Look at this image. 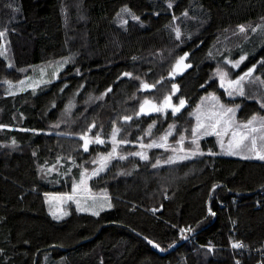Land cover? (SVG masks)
I'll use <instances>...</instances> for the list:
<instances>
[{
	"label": "trees",
	"instance_id": "16d2710c",
	"mask_svg": "<svg viewBox=\"0 0 264 264\" xmlns=\"http://www.w3.org/2000/svg\"><path fill=\"white\" fill-rule=\"evenodd\" d=\"M257 30L264 0H0L13 63L0 54V160L29 153L37 177L31 189L0 171V264H264V160L221 154L213 136L182 161L163 163V147L132 155L171 122L172 139L192 144L187 108L221 92L214 60L247 55L236 73L264 64ZM58 61L51 81L7 92L6 80ZM144 94L190 103L137 115ZM258 111L244 101L240 117ZM116 129L123 155L90 180L112 207L54 217L46 198L72 192L112 149L96 138Z\"/></svg>",
	"mask_w": 264,
	"mask_h": 264
},
{
	"label": "rangeland",
	"instance_id": "374dc122",
	"mask_svg": "<svg viewBox=\"0 0 264 264\" xmlns=\"http://www.w3.org/2000/svg\"><path fill=\"white\" fill-rule=\"evenodd\" d=\"M256 29L257 27L255 30ZM263 37L264 31L258 32L257 30V37L255 38L262 39ZM0 54L3 55L7 59L9 65L12 66L13 63L9 49L1 45ZM241 57H244L242 61ZM246 59L247 55L244 54L235 59L226 57L223 60H214L213 75L220 85L221 92H216L214 90L204 92L199 96L192 107H186V114L193 117L190 139L193 141L194 136L198 137V150L194 143L187 145V143H185L186 138L183 139L182 144L179 143L181 138L176 141L172 139V133L176 127V123L174 122H171L166 127L158 136L159 138L156 139L155 137L149 141L148 144L163 145V148L170 149L171 153L166 161L171 159L173 162H176L192 158L199 154L201 151V140L213 136L218 142L219 153L221 154L260 159L259 156L264 155V64L258 66V69L250 68L253 69L251 76L245 77L239 85L229 83L230 81L238 80L248 72L249 69L236 73ZM238 61L241 62L237 67L235 65ZM63 66L64 64L60 61L47 62L35 66L30 73L20 79L6 80V90L8 93L13 94L27 89L37 88L39 85L51 81L54 76L64 68ZM174 72L176 74V71L171 73ZM145 84L149 85V83H144V85ZM175 88L178 90L179 87L176 86ZM143 89L145 88L143 87ZM241 91L243 94H241ZM229 93H231V95ZM145 100L162 105V102L157 103L156 100H153L151 94H144L140 106L144 104ZM181 100L185 101L186 99ZM249 100L258 102L262 111L254 112L248 118L240 117L244 101ZM174 103L179 107L180 101ZM171 105H173V103H171ZM161 108L163 109V111H161L163 114L167 113L168 108L166 105L164 107L161 106ZM229 109L232 111H228ZM138 112H140V110ZM242 113L245 114L246 112ZM253 116L257 117V119L249 124ZM198 124L203 125V127L200 128L199 132L194 134L193 130L196 129ZM151 128L153 129L154 126ZM253 129H255V131H253ZM169 132L171 133L170 135L168 134ZM216 133H219V135ZM233 133H235V137H233ZM166 135L167 139L165 140L163 137ZM115 137H117V135ZM115 137H111L109 141H107L106 138L102 139L104 141V146L110 145L112 149L103 155L97 167L89 172H82L81 178L76 181L72 192L49 194L46 198V202L54 217H65L69 213V207L73 205L80 211L92 214L100 213L112 207V199L108 194L92 192L90 180L91 177L95 175L94 173H98L99 170H102L111 159L123 155L119 150V140ZM243 137L246 138L242 139ZM252 139L256 141L254 148L251 143ZM157 147L159 148V146H143L137 152L148 155L151 149ZM113 148H115V152H113ZM193 152H196V154L193 155ZM232 152L236 154L233 155L231 154ZM163 163H165V161ZM33 166L32 156L29 153L25 155H15L12 159L7 158L0 160V171L2 173L31 189L35 188V181L37 178ZM69 197H71V199H69Z\"/></svg>",
	"mask_w": 264,
	"mask_h": 264
},
{
	"label": "snow or ice",
	"instance_id": "6c2138e0",
	"mask_svg": "<svg viewBox=\"0 0 264 264\" xmlns=\"http://www.w3.org/2000/svg\"><path fill=\"white\" fill-rule=\"evenodd\" d=\"M245 29L243 28V27H241L240 28V31H244ZM177 34H179V33H177ZM2 35H4V33H0V36H2ZM184 58L182 57L181 58V60H183ZM244 59V57H241V61ZM241 61H238V62H236V65L235 66H239V63L241 62ZM179 63V62H178ZM252 71H253V69H249L248 70V72H246L245 74H244V76H241L238 80H236V81H230L229 83L230 84H236V85H239L240 84V82L241 81H243L244 79H245V77H248V76H251V74H252ZM125 75H130V74H125ZM226 75V74H225ZM21 83H23V82H21ZM145 89H147V88H150V87H153V85H147V84H145L144 86H143ZM174 88L176 87V86H173ZM230 95H231V93H229ZM241 94H243V92L241 91ZM170 99H171V97H166L165 98V101H164V104L165 105H167L168 107H172L171 106V104L169 103V101H170ZM147 104H149V101H147V100H145L144 101V104H142L141 105V109H140V113H138L137 115H139V114H146L145 113V107H144V105H147ZM184 106V101L183 100H180V105H179V107H176V108H174L173 109V111H174V113L175 112H179L180 111V108H182ZM151 111H156V112H160V111H163V109L162 108H160V107H156V106H153L152 108H151ZM228 111H232L231 109H229ZM125 119V121H127V120H129V119H131V117H125L124 118ZM257 119V117H255V116H253L252 117V120L251 121H249V124H251L253 121H255ZM93 127H95V125H93ZM171 127H174V126H171ZM201 127H203V125H200V124H198L197 125V127H196V129H194L193 130V133L195 134L196 132H199V130H200V128ZM253 131H255V129H253ZM119 132V129H116L114 132H113V137H115V135L117 134ZM169 135L171 134L170 132L168 133ZM205 134H209V133H205ZM217 135H219V133H216ZM233 137H235V133H233ZM246 137H243L242 139H245ZM163 139H167V135L165 136V137H163ZM183 137H181V140L179 141V143H183ZM197 140H198V137H195L194 136V139H193V141H192V143H194V144H196V148H197V150L199 149V145H198V143H197ZM94 142H97V143H104V141L103 140H100L99 139V137H97L96 138V140L94 141ZM251 143H252V145H253V148L255 147V143H256V141H255V139H252V141H251ZM153 146H159V147H163V145H154V144H150V145H148V147H153ZM84 148H85V150H87V141L85 142V144H84ZM230 148H231V144H230ZM113 152H115V148H113ZM193 155H195L196 154V152H193L192 153ZM201 154H203V153H201ZM231 154H233V155H235L236 153L235 152H232ZM111 155V154H110ZM132 155H137V156H142V158L143 159H147L148 157L146 156V155H143L142 153H132ZM121 159H124L125 157H120ZM259 158L261 159V160H264V155H261V156H259ZM173 161L171 160V159H169L168 161H165V163H172ZM159 161H157V163L156 164H154L153 165V167H157V166H159ZM94 174H96V173H94ZM69 199H71V197H69ZM95 214H99V213H95ZM190 230V229H189ZM151 243V242H150ZM157 248L159 247V245H155ZM234 247H241V245L240 244H236V245H234Z\"/></svg>",
	"mask_w": 264,
	"mask_h": 264
},
{
	"label": "water",
	"instance_id": "95a60500",
	"mask_svg": "<svg viewBox=\"0 0 264 264\" xmlns=\"http://www.w3.org/2000/svg\"><path fill=\"white\" fill-rule=\"evenodd\" d=\"M172 76H174V75H172ZM153 88H154V85H153V87H150V89H153ZM189 103H190L189 100H185L184 101V106L182 108H180V109L186 108L189 105ZM153 106L160 107L158 104H155L152 101H149V104L144 105L146 114H143V115H155V114L159 113V112H156V111H151V108Z\"/></svg>",
	"mask_w": 264,
	"mask_h": 264
},
{
	"label": "flooded vegetation",
	"instance_id": "af4514ba",
	"mask_svg": "<svg viewBox=\"0 0 264 264\" xmlns=\"http://www.w3.org/2000/svg\"><path fill=\"white\" fill-rule=\"evenodd\" d=\"M183 66H186V63H185V62H183V64L181 65V67H180V68H182ZM173 75H174V76H172V77L174 78L176 74H175V73H173ZM169 103H170V104H171V103H173V105H171L172 107H168V106L166 105V106H167V108H168L167 112H172V111H173V109H174V108H176L177 106L175 105L176 103H174V102H169ZM158 105H159V104H158ZM159 106H160V108H161V106H163V107H164V106H165V104H162V105H159ZM86 141H87V146L91 144V142H90V140H89V139H86Z\"/></svg>",
	"mask_w": 264,
	"mask_h": 264
}]
</instances>
